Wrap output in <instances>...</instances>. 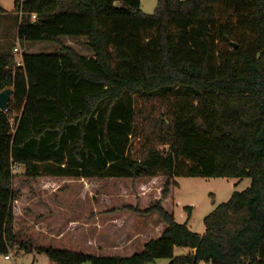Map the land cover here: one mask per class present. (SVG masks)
Masks as SVG:
<instances>
[{
	"label": "trees",
	"instance_id": "trees-1",
	"mask_svg": "<svg viewBox=\"0 0 264 264\" xmlns=\"http://www.w3.org/2000/svg\"><path fill=\"white\" fill-rule=\"evenodd\" d=\"M14 7L21 41L58 48L19 61L0 51V90L13 89L0 110V254L39 252L56 264H264V0H157L152 13L140 0ZM62 36L85 37L93 54ZM16 165L29 178L164 175L163 197L179 176L251 182L203 218L202 233L161 199L131 206L156 212L165 229L141 251L105 255L17 237ZM175 247L190 250L175 256Z\"/></svg>",
	"mask_w": 264,
	"mask_h": 264
},
{
	"label": "rangeland",
	"instance_id": "rangeland-1",
	"mask_svg": "<svg viewBox=\"0 0 264 264\" xmlns=\"http://www.w3.org/2000/svg\"><path fill=\"white\" fill-rule=\"evenodd\" d=\"M156 4L157 0H140V7L146 13H152ZM0 7L4 9V12H0V51H14V57L19 61L22 52H50L58 48L52 41H21L17 35L18 13L14 0H0ZM59 40L81 54H93L85 37L62 36ZM13 171L14 188L18 192V199L13 203L17 237L29 240L35 246L48 245L94 254L132 253L131 248L124 247L121 249L123 251L116 253V250L107 251L103 250L105 247L99 246L102 244L100 228H96V223L92 222L95 211L99 213L98 209L121 203L122 206L131 205L142 210L155 204L158 199L163 201L166 198L165 208L177 222L188 220L187 225L192 231L202 233L203 218L218 204L226 201L234 191L244 190L251 182L248 177L240 180L229 177L179 176L174 178L177 185H170L169 191L172 192L163 197L161 192L166 179L164 175L134 178H29L23 174L24 170L20 165L14 166ZM109 202L110 204H106ZM186 206H192L188 219ZM156 217L147 219L148 223L144 218L146 227L138 230L141 242L158 237L165 229L166 224L161 226L162 219L157 213ZM128 220L129 218H124V224L128 225ZM127 229L133 230L130 224ZM89 232L97 240H86L85 233ZM189 250L186 247H175L174 255H184ZM9 255L10 258L6 259L0 254V264H56L39 252L16 249ZM168 262L167 258H158L150 264Z\"/></svg>",
	"mask_w": 264,
	"mask_h": 264
},
{
	"label": "crops",
	"instance_id": "crops-1",
	"mask_svg": "<svg viewBox=\"0 0 264 264\" xmlns=\"http://www.w3.org/2000/svg\"><path fill=\"white\" fill-rule=\"evenodd\" d=\"M171 192L172 190H170L168 193L170 194ZM165 202H166V198H164V200L162 201L164 207H166ZM106 204H110V202ZM130 207L131 205L127 206L126 204H124L122 206L121 203H115L109 208L105 207L102 209H98L99 213L98 211H95V214L92 218V222L96 223L97 226L96 228L98 229L100 228L99 237H101L102 239V244H99V246H101V248L105 247L103 250H107V251L116 250V253H118L119 251H123L121 249L125 247V249L131 248V252L134 253L141 251L143 249V246L147 241L141 242L138 239L139 238L138 230H141L146 227L144 225V222L147 219L154 217L157 218L156 212H152L149 214H140L134 212ZM124 218H129L128 225L124 224ZM164 223L165 222L162 221L161 226H163ZM129 224H130V228L132 227L133 230L127 229ZM91 233L92 232L85 233L86 240L89 239L90 242L91 239L97 240V238L93 237V234ZM109 253L114 254L112 252ZM105 255H109V254H105Z\"/></svg>",
	"mask_w": 264,
	"mask_h": 264
},
{
	"label": "water",
	"instance_id": "water-1",
	"mask_svg": "<svg viewBox=\"0 0 264 264\" xmlns=\"http://www.w3.org/2000/svg\"><path fill=\"white\" fill-rule=\"evenodd\" d=\"M232 44L234 47H237L236 43L232 42ZM12 93L13 89L10 87L0 90V110L5 111L7 109L8 101Z\"/></svg>",
	"mask_w": 264,
	"mask_h": 264
},
{
	"label": "built area",
	"instance_id": "built-area-1",
	"mask_svg": "<svg viewBox=\"0 0 264 264\" xmlns=\"http://www.w3.org/2000/svg\"><path fill=\"white\" fill-rule=\"evenodd\" d=\"M34 16H35V15L33 14V17H34ZM5 258H10V256H9V255H6Z\"/></svg>",
	"mask_w": 264,
	"mask_h": 264
}]
</instances>
